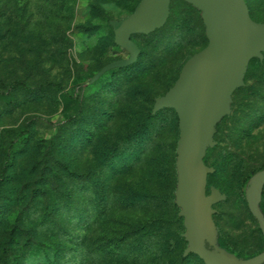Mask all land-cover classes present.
<instances>
[{
  "label": "rangeland",
  "instance_id": "obj_1",
  "mask_svg": "<svg viewBox=\"0 0 264 264\" xmlns=\"http://www.w3.org/2000/svg\"><path fill=\"white\" fill-rule=\"evenodd\" d=\"M143 1L0 0V264H207L185 237L179 115L154 103L207 45L213 9L169 0L160 25L119 41ZM243 2L264 26V0ZM253 45L208 111L200 152L204 197L218 199L195 233L222 240L235 261L224 264L264 254L259 193L246 194L262 174L245 183L264 167Z\"/></svg>",
  "mask_w": 264,
  "mask_h": 264
},
{
  "label": "water",
  "instance_id": "obj_2",
  "mask_svg": "<svg viewBox=\"0 0 264 264\" xmlns=\"http://www.w3.org/2000/svg\"><path fill=\"white\" fill-rule=\"evenodd\" d=\"M168 1L144 0L136 14L123 22L117 31L116 39L132 45L128 39L130 33L151 30L160 25L166 16ZM196 1L207 4L213 9V13L207 14L205 19L208 43L185 62L173 88L166 96L157 99L154 107L158 109L171 106L179 115L181 138L177 161L180 175L178 196L183 203L180 193L183 191L185 181L184 208L187 227L185 237L189 250L195 252L207 264H224L227 261H235L209 253L199 240L204 235L195 233V223L198 219H201L205 227L208 224L207 201L218 199L216 192H212L209 199H206L203 193L204 169L200 159L203 134L209 124L208 111L217 102L218 94L229 83L236 81L243 57L248 60L255 55L256 49L253 43L257 40L264 50V26L255 24L249 19L248 9L243 0ZM257 173L262 174V180L256 186L246 189L247 198L258 193L261 187L264 169ZM251 210L264 226V219L259 215L258 210L256 208ZM259 257L260 255L247 262ZM263 261L264 254L254 264Z\"/></svg>",
  "mask_w": 264,
  "mask_h": 264
},
{
  "label": "trees",
  "instance_id": "obj_3",
  "mask_svg": "<svg viewBox=\"0 0 264 264\" xmlns=\"http://www.w3.org/2000/svg\"><path fill=\"white\" fill-rule=\"evenodd\" d=\"M263 169H264V167L252 170L250 172V174L246 177L245 183L248 181V179L250 177H252L254 174H256L257 172H259ZM258 193H259V196L257 198L258 213L264 219V188L259 187ZM263 234H264V231H263ZM207 238L208 237H206V235H204L200 239L205 250H207L209 253H211L215 256H219L222 258L226 257L228 259H232L231 257L224 254L225 253V251L223 249L224 245H223L222 240L220 238H215L212 234H210V239H207ZM260 264H264V261L261 262Z\"/></svg>",
  "mask_w": 264,
  "mask_h": 264
}]
</instances>
